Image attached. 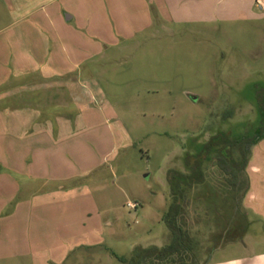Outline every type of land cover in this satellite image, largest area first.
Masks as SVG:
<instances>
[{
  "label": "rangeland",
  "instance_id": "374dc122",
  "mask_svg": "<svg viewBox=\"0 0 264 264\" xmlns=\"http://www.w3.org/2000/svg\"><path fill=\"white\" fill-rule=\"evenodd\" d=\"M7 5L0 0V29L10 22ZM81 70L79 78L94 90L97 107L111 113L109 126L117 140L106 157L110 143L105 132L98 133L105 140L100 149L96 145L97 159L112 169L106 184L100 180L103 173L89 179L96 198L105 195L110 204L96 234L100 243L80 246L70 255H48L52 230L47 228L40 243L34 237L29 245L32 255L10 264H125L120 259L130 260L139 249L168 246L172 235L164 217L173 201L170 171L190 174L186 156L197 158L212 137L228 136L236 145L258 126L255 100L256 91L264 89V23L157 26ZM227 149L224 155L239 169L244 155L230 143ZM227 164L213 153L203 163V182L187 191L183 219L198 252L186 264L229 258L236 249L229 241L245 234L253 220L242 204L247 166L238 176L243 183L237 184ZM128 203L139 207L130 209ZM223 244L224 250L216 251ZM43 249L47 255H38Z\"/></svg>",
  "mask_w": 264,
  "mask_h": 264
},
{
  "label": "crops",
  "instance_id": "0c3cea01",
  "mask_svg": "<svg viewBox=\"0 0 264 264\" xmlns=\"http://www.w3.org/2000/svg\"><path fill=\"white\" fill-rule=\"evenodd\" d=\"M5 1L10 22L0 29V263L10 264L32 255L29 245L34 237L40 243L47 228L53 235L48 255L100 243L96 234L110 204L105 195L96 198L89 179L103 173L106 184L112 169L97 159L95 148L105 140L98 133L110 143L106 157L117 140L111 113L97 107L80 69L157 26L262 25L264 12L257 0ZM17 164L24 166H12ZM246 180L242 204L253 220L229 241L233 255L214 264H264V140L251 149ZM43 250L38 255H47ZM223 250L224 244L216 251Z\"/></svg>",
  "mask_w": 264,
  "mask_h": 264
},
{
  "label": "trees",
  "instance_id": "16d2710c",
  "mask_svg": "<svg viewBox=\"0 0 264 264\" xmlns=\"http://www.w3.org/2000/svg\"><path fill=\"white\" fill-rule=\"evenodd\" d=\"M256 92L257 97L255 100V106L258 113V126L255 128L253 136L249 138H241L236 142V145L229 142L228 136H214L207 144H205L204 152L197 155V158L193 159L191 155L186 156V163L190 169V174L182 172L174 173L173 171H170V175L172 174L170 177V187L173 201L164 217V221L172 235L170 244L162 249L156 247L139 249L130 260L121 258L120 260L122 262L125 264H165L166 262H170V264H186L190 255H197L198 246L195 242V238L191 235L190 230L187 228L186 222L183 219V201L189 188L194 184L203 182V163L205 160H208L213 153L218 154L221 162L222 160L227 161V166L230 167L228 169V174L237 179H235L236 183H243V180L238 176L242 172H245L244 169L247 166L248 156L251 153V149L258 142L264 140V89H258ZM229 143L230 145H233L234 151L237 150L240 152V156L244 155L245 157L244 162L239 169L232 165L233 160H231V158H226V155H224L228 152L227 146ZM220 146H223L222 149L219 148ZM245 182L246 192L247 180H245Z\"/></svg>",
  "mask_w": 264,
  "mask_h": 264
},
{
  "label": "built area",
  "instance_id": "2783aa9c",
  "mask_svg": "<svg viewBox=\"0 0 264 264\" xmlns=\"http://www.w3.org/2000/svg\"><path fill=\"white\" fill-rule=\"evenodd\" d=\"M258 5L260 6V8L263 10L264 12V1L263 0H257ZM128 208L130 209H137L139 207V204L137 203H128Z\"/></svg>",
  "mask_w": 264,
  "mask_h": 264
}]
</instances>
